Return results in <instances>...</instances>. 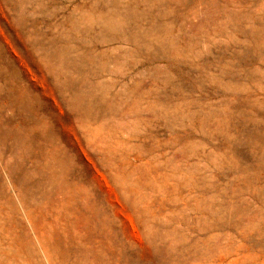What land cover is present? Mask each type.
Returning <instances> with one entry per match:
<instances>
[{
  "label": "rangeland",
  "instance_id": "rangeland-1",
  "mask_svg": "<svg viewBox=\"0 0 264 264\" xmlns=\"http://www.w3.org/2000/svg\"><path fill=\"white\" fill-rule=\"evenodd\" d=\"M0 264H264V0H0Z\"/></svg>",
  "mask_w": 264,
  "mask_h": 264
}]
</instances>
